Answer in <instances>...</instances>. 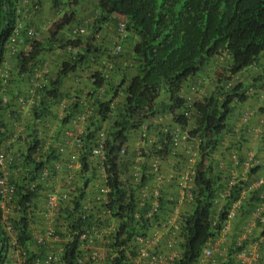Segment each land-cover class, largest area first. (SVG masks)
<instances>
[{
  "label": "clouds",
  "instance_id": "clouds-1",
  "mask_svg": "<svg viewBox=\"0 0 264 264\" xmlns=\"http://www.w3.org/2000/svg\"><path fill=\"white\" fill-rule=\"evenodd\" d=\"M17 9L20 18L14 31L10 33L0 63V97L2 106L6 107L0 118V159H3L6 169L4 172L0 171V178L3 176L6 185L14 188L13 199L9 205L11 207L9 218L18 234L20 244L27 252L25 264L38 262L42 264L50 250L60 255L61 264H66V251L73 245L76 246L75 263L79 264V258L89 253L79 243L80 234L88 231L94 224L109 226L126 222L125 217L116 219L117 216L111 215L115 209L110 207V204L115 202L121 189L127 192L124 201L129 200V194L132 192L138 207L134 215L135 230L125 235L128 237L125 240H123L125 236L120 240L118 236L114 237L117 242H112L106 248L102 264H113L118 260L121 264H133L132 258H137L138 248L129 249L128 246L133 243L135 237L144 240L160 238L158 244L154 243L149 248V258L140 264H182L187 245L185 218L191 215L195 208L197 182L201 171L204 173L209 171L210 173L207 172L206 175L212 179L218 178L225 187L215 191L211 199L208 223L212 234L217 233V236L207 238L192 264H201L207 250L211 252L207 264H227L229 261L236 264L239 253L264 235L263 232H259L261 227L259 223L257 228L244 238L246 221L252 216L255 207L252 212L248 211V208L253 199L260 201V196L264 195V114L261 112L264 108V81L259 83L257 88L249 87L250 101L245 103L248 105L245 113L242 116L237 114L231 116L228 130L220 136L221 142L204 160L201 152L204 140L199 136H192L191 131L196 128L199 117L198 101L208 97L213 89H217L216 71L225 69L222 60L226 55L218 58L211 69L209 66L200 72L205 74L204 78H199L198 74L185 84L180 95L184 102L182 111L160 112L157 104L161 101L168 102V96L163 92L154 102V106L157 107L154 113L151 115L150 112L147 113L142 120L147 119L138 129L124 131L125 143L111 153V143L114 142V135L117 133L118 111L123 110L126 101L125 89L120 88L118 95L113 97L111 111L98 125L100 129L97 136L89 142V149L87 151L84 149L80 153L79 150L83 148L84 124L94 114L95 106L87 105L70 121L69 126L61 128L58 124L64 120L68 102L62 100L56 103L49 92V83L56 78L64 62L76 58L88 44H91L94 52L99 54L95 56V62L91 66L79 68L67 80V86L73 89V93L77 89H85L88 92V89L92 88L90 81L97 72L106 80L113 76L116 68L120 69L119 73L123 76L136 77L138 64L133 57L139 37L129 29L127 18L121 15L116 14L112 22L107 21L102 26L96 25L100 14L96 0L85 2L64 0L60 5L54 4L53 0H21ZM59 24L61 27L54 34L53 30ZM80 28H84L85 33L79 32ZM30 31L37 35L31 37ZM79 38L82 39L81 44H72ZM25 40L28 43H24ZM47 41L53 43V48L47 51L44 59L32 61L28 66L29 71L22 73L20 55L22 53L27 55L32 50L31 44ZM215 63L221 65L213 69ZM253 67L255 69L247 78L253 80L260 76L264 78V66ZM43 71H46L44 73L46 82L36 88L33 86L35 73ZM221 80L223 82L221 88L231 89L237 82L244 83L246 78L242 79L239 75L233 77L230 73ZM32 89L36 92H31ZM109 90L107 87L106 91L99 90L97 96L100 102L108 101L104 95ZM76 100V97H72V103ZM26 101L29 105L25 103ZM258 102L260 104L257 111L262 117L259 118V125L252 127L250 122L256 109L249 107ZM45 108L50 109L52 116L43 117ZM95 108L99 109V104ZM38 114L40 118H36ZM234 117L236 121H232ZM183 120L187 124L185 127L181 126ZM32 131H35L43 142L36 149L32 147L33 140L30 137ZM248 144L252 147L248 148ZM50 147L60 153L61 159L56 163L60 168L57 169L55 165L52 170L43 169L42 173L44 170L50 172V181L38 182L42 173L36 175L34 179L31 178L32 161L44 162ZM27 152L31 153L26 157ZM113 163L117 171L116 177L112 171ZM232 172L236 174L235 178ZM186 177L193 179L191 199L181 194L183 186L188 185L185 183ZM24 178H28L29 181H24ZM232 179L235 184L230 187ZM56 180L61 184L52 185ZM67 180L71 184L66 183ZM20 183H25L28 191L36 194L35 203L31 204L32 210L28 211L30 235L33 240V244L29 246L21 243L17 225L21 219L20 200L23 197L19 196ZM57 187L63 194L68 191L71 196V199L65 202L66 208L53 223L59 234L66 238L67 243L56 244L52 249L45 246V253L40 254L36 252V248L42 244L36 240L35 233H44L50 224L46 220L49 211L48 199ZM238 189V195L234 198ZM228 190L230 196L216 204L220 194ZM156 192L157 204H154ZM165 193L167 196L164 198ZM243 194L246 198L241 209L235 218H229L228 214L233 205L240 201ZM0 208L1 225L6 238L5 243H0V255L4 251L5 264H9V237L3 221L1 194ZM142 209L143 214L140 213ZM110 218L112 220L108 222ZM74 232H78L77 235H73ZM122 232L123 230L120 233ZM71 235L73 238L69 241ZM171 238L176 241L175 249L178 252V257L174 260L170 259L172 248L169 247L168 241ZM31 252L35 254L32 260ZM154 257L156 261L153 260ZM88 264L93 263L89 261Z\"/></svg>",
  "mask_w": 264,
  "mask_h": 264
},
{
  "label": "trees",
  "instance_id": "trees-1",
  "mask_svg": "<svg viewBox=\"0 0 264 264\" xmlns=\"http://www.w3.org/2000/svg\"><path fill=\"white\" fill-rule=\"evenodd\" d=\"M21 0H0V63L4 56L6 42L10 39V33L16 28L19 21L18 5ZM97 9L100 12L96 25L102 26L105 22H112L114 16L121 15L127 18L128 26L137 37V46L135 62L137 61V76H123L120 69L116 68L113 76L106 80L101 73L93 75L90 83L91 89H77L73 93L72 88H68L67 80L77 72L79 68L91 66L95 62V56L99 52H94L91 44L86 45L82 52L74 59L70 58L64 62L59 69L57 76L49 85V92L56 103L67 100L68 108L64 120L58 124L61 128L69 126L83 109L89 105L97 106L94 114L84 124L83 148L89 149V142L93 140L100 129L99 123L108 116L113 97L118 95V90L124 88L126 92V101L123 110H119L118 121L116 123L117 133L114 135V142L111 143V153H114L118 147L125 143L124 131L129 129H138L145 122L143 117L149 113H154L156 106L154 102L159 99L164 92L168 96V102L157 104L158 110L180 112L184 108V102L180 97L185 84L195 76L204 78L205 74L201 71L206 70L223 55V69L216 71L217 89H213L208 97L198 101L197 111L198 119L196 128L192 129V136H199L204 140L201 147L202 159L204 160L210 151L214 150L221 142V135L228 130L229 120L232 115L242 116L246 108L241 107L250 101L248 96L249 87L257 88L259 83H263L264 78H247L251 72L250 67L264 66V0H96ZM53 3L60 5L64 0H53ZM77 15V14H76ZM75 15V16H76ZM67 18L65 19V21ZM71 21V20H69ZM68 21V22H69ZM61 27L57 25L53 33ZM28 43V41H24ZM82 43L79 38L74 45ZM53 43L31 44V51L20 55L22 73L28 72V66L32 61L44 59L47 51L53 48ZM125 54H122L124 56ZM121 56V57H122ZM221 65V64H220ZM219 64H214L216 69ZM247 74L245 75L244 73ZM240 76L246 80L244 83L237 84L227 89L221 88L222 78L230 75ZM225 76V77H224ZM255 81V82H254ZM106 87L110 90L104 97L107 102H100L98 92ZM73 93V94H72ZM72 97L76 101L72 103ZM93 104V105H92ZM0 97V118L3 110ZM250 109V108H249ZM264 111V108H263ZM43 117L52 116L50 109H44ZM40 114L36 118H40ZM182 127L187 124L182 121ZM37 132L38 130L35 129ZM39 133V132H38ZM33 140L32 147L36 149L42 145L37 133L32 131L30 135ZM31 145V144H30ZM31 152H27L26 157ZM61 156L57 150L50 147L46 153L45 161L36 163L33 160L31 170L32 179L41 174L43 169H54L57 160ZM113 175L117 176L116 167L113 163ZM53 172V171H52ZM210 173L209 171H207ZM207 172H200L199 182H197L198 195L195 202V208L191 215L185 218L187 227V245L186 256L182 264H192L194 259L200 254L201 247L212 234L210 223H208L211 214V199L215 191L225 187V184L216 179L208 177ZM220 177V176H219ZM24 181H29L24 178ZM239 188V187H237ZM21 219L17 222L20 232L21 243L25 246L33 244L30 235V220L28 211L32 210V203H35L36 194L30 193L25 183L19 185ZM132 191V189H131ZM24 192H27L25 195ZM118 192V190H117ZM116 192V193H117ZM239 189L236 190L234 198L237 197ZM126 190L121 189L113 204L110 207L115 210L111 212L112 217L123 218L126 222L122 224V233H117L118 240L123 238L129 232L135 230L136 221L134 215L138 209L133 193L129 194V200L124 201ZM167 194H164V198ZM258 200L253 199L248 211L252 212L254 203ZM38 201H36L37 203ZM129 207V208H128ZM0 208V243H5L6 238L1 225ZM143 209L140 211L143 214ZM128 219V220H127ZM69 220V219H68ZM112 218L108 219V222ZM36 252L45 253V246L38 245ZM1 252L0 264H5V252ZM76 246L73 245L66 251V264L75 263ZM235 252V251H234ZM35 257L34 252L30 253V260ZM113 264H121L114 261ZM227 264H233L229 261Z\"/></svg>",
  "mask_w": 264,
  "mask_h": 264
},
{
  "label": "built area",
  "instance_id": "built-area-1",
  "mask_svg": "<svg viewBox=\"0 0 264 264\" xmlns=\"http://www.w3.org/2000/svg\"><path fill=\"white\" fill-rule=\"evenodd\" d=\"M79 32L85 33L84 28H80ZM29 35L34 37L37 35L35 32L30 31ZM43 72H36L33 80L34 87L42 86L46 80L44 78ZM31 92L35 93L36 90L32 89ZM25 103H28L26 101ZM29 105V103H28ZM0 171L4 172L6 166L4 165L3 159H0ZM56 168L59 169L60 166L56 165ZM50 172L48 170H44L41 175V178L38 182H47L50 181ZM137 176V175H136ZM233 178L236 177V174L232 172ZM160 180V179H159ZM193 179L191 177L185 178V183L188 185L183 186V190L181 194L184 197L189 199L192 198L190 189L193 188L192 186ZM66 183L71 184L70 181H66ZM61 184L60 181L56 180L55 184L52 182V185H59ZM235 182L231 181L230 187H232ZM51 185V184H50ZM258 184L255 185L257 187ZM14 188L6 185V179L3 176L0 178V194L3 197V210L4 216L3 221L6 225L7 235L9 237V248H10V263L9 264H25L26 261V250L20 244L18 240V234L14 229L13 224L10 221L9 214L11 212V207H9L12 199H13ZM230 196V190L225 193H221L219 196V200L216 201V204L219 203L220 200H224ZM158 197V192L155 193L154 196V204H157L156 198ZM245 194L242 195L240 201L235 203L228 214V217L233 219L237 215V212L241 209V205L243 200H245ZM71 196L70 193L67 191L63 194V192L57 187L53 194L49 195L48 199V207L49 211L46 215V220L50 223L48 228L44 233H35V238L39 244L46 246L47 248H54L56 244L67 243L66 238H63L59 234V230L55 229L53 223L60 217L62 211L66 208L65 202L70 200ZM260 201H257L255 205V209L253 211L252 216L249 220L246 221V225L244 227V238L252 233L257 228V225L260 223L261 227L259 232L264 233V195L260 196ZM100 201V200H99ZM259 202V203H258ZM255 204V203H254ZM91 208V205H90ZM92 210V209H91ZM221 208L219 209V211ZM60 225V224H59ZM177 229V228H176ZM228 230L229 227H226ZM122 231V223L118 222L113 225L105 226L101 224H94L92 227L79 235V243L82 245V248L86 251H89L85 257L79 258V264H88L89 261H92L93 264H102L104 258L106 256V248L112 242H117L116 235ZM78 232H74L73 235H77ZM73 235L69 236V241L72 240ZM128 237L125 236L123 240L127 239ZM147 240L141 239L140 237H135L133 243H131L128 247L129 249L138 248L137 249V258L133 259V264H140L145 259L149 258V248L152 245L158 244L160 238L156 237L154 239L146 238ZM169 247L172 248V252L170 253L171 260H174L178 257V252H176V241L171 238L169 241ZM211 252L209 250L204 252L203 262L201 264H207L209 262V257ZM156 261V258H153ZM40 264V262H38ZM42 264H61V257L57 252L50 250L46 259L42 261ZM236 264H264V235L255 243H252L248 248L243 250L239 253L236 257Z\"/></svg>",
  "mask_w": 264,
  "mask_h": 264
},
{
  "label": "crops",
  "instance_id": "crops-1",
  "mask_svg": "<svg viewBox=\"0 0 264 264\" xmlns=\"http://www.w3.org/2000/svg\"><path fill=\"white\" fill-rule=\"evenodd\" d=\"M259 104H260V102H258V104H256V105H252V106L249 107L250 109H252V108H255V109H256V113H255V115L253 116L252 121L250 122L252 127H257V126L259 125V118L262 117V114H264L263 109L261 110L262 114H260V113L257 111V110L259 109ZM260 107H263V106H260ZM232 121H236V118H235V117L232 118ZM247 147H248V148H251L252 145H251V144H248Z\"/></svg>",
  "mask_w": 264,
  "mask_h": 264
},
{
  "label": "rangeland",
  "instance_id": "rangeland-1",
  "mask_svg": "<svg viewBox=\"0 0 264 264\" xmlns=\"http://www.w3.org/2000/svg\"><path fill=\"white\" fill-rule=\"evenodd\" d=\"M67 1V0H66ZM86 0H83V2H85ZM253 69H255L254 67H250V68H248V72H252V70ZM245 74V73H244ZM248 105L247 104H244V105H242L241 107H243V108H246Z\"/></svg>",
  "mask_w": 264,
  "mask_h": 264
}]
</instances>
